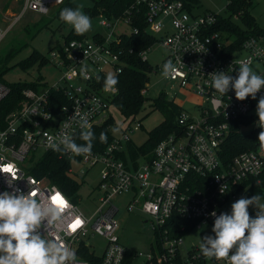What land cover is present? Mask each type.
<instances>
[{"label":"built area","instance_id":"1","mask_svg":"<svg viewBox=\"0 0 264 264\" xmlns=\"http://www.w3.org/2000/svg\"><path fill=\"white\" fill-rule=\"evenodd\" d=\"M22 1L12 23L5 27L0 24V42L26 11L47 15L51 7L65 0ZM196 5L182 0H134L121 15L100 14L104 18L98 23L109 29L108 35L74 37L53 47L48 60L59 72L57 80L48 84L42 79L40 89H24L21 102L4 117V127L0 128V170H10L18 178L13 187L25 194L31 189L34 195L42 196L59 192L68 200L70 207L63 221L52 226L50 236L66 243L86 264H132L135 259L138 264H227L225 260L206 259L200 243L187 244L185 235L204 224L213 226L215 218L210 213H230L231 204L242 196L250 198V194L258 193L264 197V147L260 141L253 149L241 150L227 160L222 158L232 121L249 120L241 125L250 126V131L260 127L256 108L264 88L256 99L249 96L241 101L235 97L234 89L221 95L211 83L213 72L224 71L235 77L241 62H248L257 74L264 75V34L250 35L231 49L234 36L213 28L219 15L211 11L198 13ZM141 9L144 30L155 41L141 50L139 57L147 61L146 54L154 44L164 46L167 52L162 68L171 59L177 69L175 78L168 79L191 90L201 101L194 106L196 114L180 110L177 128L161 138L150 153L134 159L126 155L125 160L120 156L131 140L130 132L140 130L141 123L135 116L105 149L86 155L65 152L67 158L89 168L99 165L96 205L86 213L56 185L28 172L24 160L55 151L50 142L63 134L74 139L81 131L79 120L86 118L93 127L111 116L107 109L117 88L106 91L101 82L108 68L117 74L127 64L117 45L123 35L139 33L135 21ZM85 66L87 72L82 71ZM50 89L61 90L68 98L60 109V118L50 110ZM9 91V86L0 81V101ZM10 179V175L0 172V192L12 191ZM121 202L122 211H139L142 223L151 228L153 237L145 253L133 251L121 242ZM249 213L255 217L256 209L250 206ZM77 218H82L83 223L73 227ZM40 232L47 235L43 227ZM96 235L104 243L100 252H95L90 243Z\"/></svg>","mask_w":264,"mask_h":264},{"label":"clouds","instance_id":"2","mask_svg":"<svg viewBox=\"0 0 264 264\" xmlns=\"http://www.w3.org/2000/svg\"><path fill=\"white\" fill-rule=\"evenodd\" d=\"M62 2V0H61ZM76 8L65 7L60 19L71 25L76 34L83 35L92 28L89 15ZM73 48H76L75 44ZM83 72L88 69L85 66ZM176 66L171 59L163 64V78H175ZM99 79V77H97ZM212 87L221 95L234 89L238 100L249 96L256 99V94L264 88V75L257 74L248 62H241L234 77L224 71L212 73ZM118 84V77L108 73L104 78V88L110 91ZM259 126L264 129V96H261L257 108ZM81 129L78 144L71 135L63 134L58 140L53 139L50 147L55 151L75 155L90 154L96 135L86 118L78 121ZM115 131V129H114ZM107 135L100 133L101 142H106ZM261 147H264V131L258 135ZM10 175L9 187L12 191L0 192V264H86L78 259L76 252L66 243L50 236L52 226L63 221L66 210L70 207L68 200L59 192L55 195L33 194L32 189L25 194L13 181L17 180L10 170H0ZM221 188V193L223 194ZM256 209L255 217L249 213V207ZM214 224V235L200 237L199 248L206 259L225 260L227 264H264V197L255 194L250 198L241 197L231 204V211L210 213ZM47 222L46 224L44 222ZM83 223L77 218L75 224ZM47 235H42L41 228Z\"/></svg>","mask_w":264,"mask_h":264},{"label":"rangeland","instance_id":"3","mask_svg":"<svg viewBox=\"0 0 264 264\" xmlns=\"http://www.w3.org/2000/svg\"><path fill=\"white\" fill-rule=\"evenodd\" d=\"M22 0H0V24L5 27L16 18L21 10ZM73 8L82 6V11L90 16L92 21V28L90 31L83 34L87 38H93L97 34L107 36L109 29L99 25V20L104 17L100 13L89 14L86 9L93 8L95 2L93 0H70ZM227 0H198L195 11L198 13H204V11H211L221 16H229V12L226 8ZM56 7H51V12ZM250 13L255 17L259 27H264V0H252L250 7ZM49 15V14H48ZM53 16V15H52ZM43 14H37L31 11H26L19 20L13 22L7 35L0 42V64L4 58L13 53V56L8 62L11 67L7 72L3 74V79L6 82H26L43 79L48 84H52L57 80L59 72L56 69L53 61H48L39 67L38 63L33 64L26 70L16 63L23 60L28 56L33 49H36L46 57L50 56V51L53 47L64 45L71 31H74L71 25L65 22L60 23L59 18H53ZM52 21L41 28L37 29L44 24L47 20ZM233 22L241 28H245L237 17L232 18ZM60 24V25H59ZM128 30V28H126ZM149 31V30H148ZM154 36H158L154 34ZM167 50L164 46L156 43L147 52L146 58L153 71L148 73V83L142 95L144 100L141 108L137 114H135L136 120L141 123L140 130L130 132L131 140L136 145H141L148 138V134L154 129L160 122L163 121L165 115L158 107L154 106L155 101L160 94L163 95L165 101L171 102L177 106L180 110H186L189 113L196 114L194 106L201 100L191 90L181 88L178 84H173L169 79L163 78L162 73V60ZM11 53V54H12ZM108 73H112V70L108 68ZM155 71V72H154ZM108 114L112 116V129L114 134L118 136L128 122L132 120L133 116H123L121 112L113 105L109 104L107 109ZM250 127V126H249ZM243 127L244 132H249L251 127ZM41 154L34 155L35 158L40 157ZM24 164H28V159L24 160ZM99 165L89 168L80 162L70 159V165L67 170V174L80 182V188L76 193L75 203L79 208L86 212L91 213L96 205L97 194L95 192V185L98 181ZM93 191V193H91ZM122 203H118L119 210H124ZM120 211L118 217L122 226L121 229V242L133 251L147 252L150 248V243L153 237L150 226L147 223H142L143 215L139 211L125 212ZM211 224L201 225L199 228L193 229L190 233L185 235L184 241L187 244L198 242L200 243V237L205 235H214L212 232ZM92 247L95 252H100L104 245L103 240L99 236H95L90 239ZM139 260L135 259L132 264H138Z\"/></svg>","mask_w":264,"mask_h":264},{"label":"trees","instance_id":"4","mask_svg":"<svg viewBox=\"0 0 264 264\" xmlns=\"http://www.w3.org/2000/svg\"><path fill=\"white\" fill-rule=\"evenodd\" d=\"M95 2L94 7L86 9L89 14H103V15H121L122 11L134 0H93ZM188 3H198V0H182ZM70 0H65L62 4L58 5L53 12H50L47 16L53 18H59L60 23L63 21L60 19L59 13L65 7L73 8ZM252 0H227L226 8L229 12V16L219 15L217 23L213 27L214 29L224 30L230 36H234V41L231 45V49L240 45V43L250 35L264 34V27H259L256 19L250 13V7ZM142 9L139 18L135 21L139 29L138 34L123 35L121 41L117 45L121 49V58L127 63L120 73H117L118 84L116 85L117 91L111 95V103L115 105L119 112L123 116H135L141 108L144 96L141 90L146 87L148 83V73L152 70L149 62L142 60L139 57L141 50L150 47L155 41L153 36L148 34L144 30V23L142 20ZM233 17H237L245 28L239 27L232 20ZM52 19L47 20L44 24L37 29L40 31L41 28L48 26ZM60 25V24H59ZM84 35H78L75 31H71L67 40L74 37H81ZM12 53V52H11ZM9 53L0 64V81L5 82L9 88V93L0 101V128L4 127V117L12 109L16 108L21 102L22 91L27 87L34 88L35 90L40 89L42 79L26 82H6L3 79V74L7 72L11 67L7 66L9 60L13 56V53ZM48 57L43 53L41 54L36 49L26 56L25 59L20 60L16 64L21 66L22 69H27L35 63H38L39 67L42 64L48 62ZM104 83V78L101 84ZM44 85V84H43ZM49 107L53 114L59 118L63 116L61 107L68 103V98L63 95L61 90L49 91ZM155 107H158L165 115L162 122H160L153 130L148 134V138L142 142L141 145H136L130 140L127 143V149L121 153L122 159H126V155L131 158H136L142 153H150L153 148L157 145L158 141L173 132L176 129V118L180 114V109L173 105L171 102L165 101L163 95L160 94L154 103ZM112 116H110L104 123L93 125L91 129L96 135V139L93 141L92 150L101 151L105 149L110 140L115 136L112 129ZM249 120L239 118L236 121L231 122V129L228 136L224 140V153L222 158L226 160L230 156L239 153L241 150L253 149L259 142L258 135L261 131H264L261 127H257L255 130L250 132H244L241 124H248ZM80 132H77L74 136V140L78 144H84L85 142L80 139ZM104 132L107 135L106 142H101L100 133ZM127 152V153H126ZM70 165V159L67 158L65 152L60 151H44L40 157L35 158L32 155L28 159L27 170L36 178L43 179L50 184L56 185L61 191L63 190L67 195H70L73 200L76 198V193L80 188V182L73 179L67 174V170ZM258 194V193H257ZM255 195V194H250ZM182 223L181 220L177 222ZM182 232H179V234ZM86 256V254H85Z\"/></svg>","mask_w":264,"mask_h":264}]
</instances>
